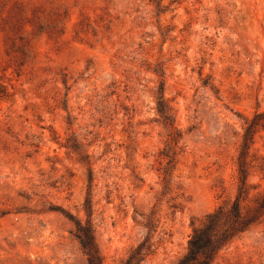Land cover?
Returning a JSON list of instances; mask_svg holds the SVG:
<instances>
[{
  "label": "rangeland",
  "instance_id": "374dc122",
  "mask_svg": "<svg viewBox=\"0 0 264 264\" xmlns=\"http://www.w3.org/2000/svg\"><path fill=\"white\" fill-rule=\"evenodd\" d=\"M0 86V264H89L68 214L92 219L103 264L148 234L143 264H178L238 193L242 136L264 113V0H0ZM247 160L245 215L264 194V128ZM214 264H264V221Z\"/></svg>",
  "mask_w": 264,
  "mask_h": 264
},
{
  "label": "trees",
  "instance_id": "16d2710c",
  "mask_svg": "<svg viewBox=\"0 0 264 264\" xmlns=\"http://www.w3.org/2000/svg\"><path fill=\"white\" fill-rule=\"evenodd\" d=\"M3 86H0V94ZM162 97H159L158 113L166 125L173 127L175 118L172 115V109L168 108L163 99L165 87L162 86ZM264 113H258L254 118L247 122L244 134L242 136V144L238 155V173L239 187L235 199L229 203L221 205L213 213L206 216L203 222L194 227L191 234L185 254L181 257L178 264H214L220 252L225 249L234 240L241 238L252 228L264 221V194L256 199L253 210L245 215L243 212V202L250 195V186L248 184V156L255 137L261 128H264ZM183 133L175 130L170 141L165 145L161 152V165L165 162V166L159 169L163 176L164 184H169L173 171L178 163V156L184 152ZM78 151V146H72ZM90 183L93 182V172L89 170ZM86 212L88 216L93 215L91 200L88 199L86 204ZM71 222L74 223L72 236L79 242L89 264H103V258L96 241V233L92 219L86 222L77 220L73 215L68 214ZM150 226V224H148ZM151 230V226H150ZM154 253V244L150 234L142 240L136 247L132 248L128 256L119 264H143V262Z\"/></svg>",
  "mask_w": 264,
  "mask_h": 264
}]
</instances>
